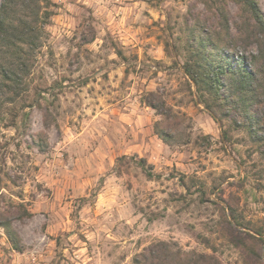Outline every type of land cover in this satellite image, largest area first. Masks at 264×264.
Returning <instances> with one entry per match:
<instances>
[{
	"label": "rangeland",
	"instance_id": "374dc122",
	"mask_svg": "<svg viewBox=\"0 0 264 264\" xmlns=\"http://www.w3.org/2000/svg\"><path fill=\"white\" fill-rule=\"evenodd\" d=\"M54 1L25 94L39 102L7 104L0 116V222L11 217L22 248L0 227V264H135L158 241L248 264L247 233L264 239V160L246 131L194 102L181 67L189 28L215 23L208 6L219 4L102 0L115 16H98ZM227 9L244 22L240 4ZM158 123L171 126L169 144Z\"/></svg>",
	"mask_w": 264,
	"mask_h": 264
},
{
	"label": "trees",
	"instance_id": "16d2710c",
	"mask_svg": "<svg viewBox=\"0 0 264 264\" xmlns=\"http://www.w3.org/2000/svg\"><path fill=\"white\" fill-rule=\"evenodd\" d=\"M228 1L214 0V5L219 4L217 13L212 12L213 6H208L211 14L218 17L215 23L196 18L194 26L189 28L187 48L190 56L181 67L194 102L203 105L219 126L224 119H231L236 129L246 131L264 160V11L258 0H230L241 5V17L244 15L245 19L239 23L232 19L227 9ZM57 7L59 5L54 0H0V116L7 104L21 101L24 111L39 102L34 100L26 104L25 94L30 90L28 79L43 45L46 27L56 14L53 8ZM253 46L257 48L255 53L250 51ZM117 53L127 60L123 52ZM37 95L42 97L43 93ZM151 97L155 98V95ZM153 101L150 100L149 105L156 110L166 107L161 99L159 103ZM164 115L169 120L174 116L173 110L166 108ZM166 129L163 130L160 123L156 125L160 138L169 144L173 136L169 132L171 126ZM230 139L225 130L222 140ZM145 162L140 160L142 167ZM149 176L153 174L149 173ZM231 214L234 222L243 226L232 208ZM18 217L22 218L21 214ZM0 227L5 229L12 248L21 252V239L11 217L3 216ZM247 235L255 240L256 245L249 250L248 264H264V239L251 233ZM243 243L245 247L246 243ZM134 263L221 264L212 255L185 251L166 241L151 244L136 256Z\"/></svg>",
	"mask_w": 264,
	"mask_h": 264
},
{
	"label": "crops",
	"instance_id": "0c3cea01",
	"mask_svg": "<svg viewBox=\"0 0 264 264\" xmlns=\"http://www.w3.org/2000/svg\"><path fill=\"white\" fill-rule=\"evenodd\" d=\"M60 1L63 3H64V1L66 2V0H60ZM101 1L102 0H76V2H82L83 5H88L89 7L93 8L95 11V14L98 16H100V15L103 16L105 14V11H110V15L115 16V13H113V9H115V8H113V9H110L108 7L106 8L104 4H101ZM98 3H100V4H98ZM69 4H70L69 6H75V5H73V3H69ZM121 8L123 10H125L124 7H121Z\"/></svg>",
	"mask_w": 264,
	"mask_h": 264
}]
</instances>
